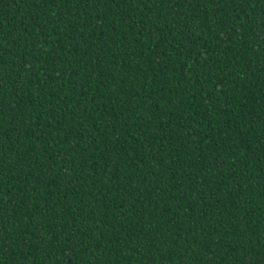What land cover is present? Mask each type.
I'll list each match as a JSON object with an SVG mask.
<instances>
[{
	"label": "trees",
	"instance_id": "1",
	"mask_svg": "<svg viewBox=\"0 0 264 264\" xmlns=\"http://www.w3.org/2000/svg\"><path fill=\"white\" fill-rule=\"evenodd\" d=\"M0 264H264V0H0Z\"/></svg>",
	"mask_w": 264,
	"mask_h": 264
}]
</instances>
